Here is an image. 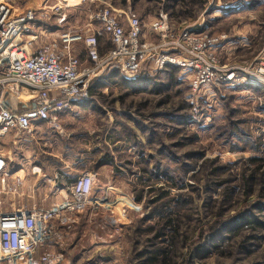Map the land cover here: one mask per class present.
Segmentation results:
<instances>
[{
  "label": "rangeland",
  "instance_id": "374dc122",
  "mask_svg": "<svg viewBox=\"0 0 264 264\" xmlns=\"http://www.w3.org/2000/svg\"><path fill=\"white\" fill-rule=\"evenodd\" d=\"M68 4L62 11L67 17L62 26L56 25L51 11H38V21L58 34L92 24L94 12L108 5L120 12L131 8L145 23L163 10L175 25L200 18L206 33L226 34L227 44L234 47L221 51L223 63L250 61L264 49V0H100L95 4L68 0ZM171 5L173 10L167 12ZM36 7L40 5L29 6ZM243 39L250 47L239 46ZM104 45L109 47L108 42ZM91 96L78 116L64 122L63 135L51 138L56 141L51 158L58 173L82 164L96 171L103 158L112 163L109 179L99 177L97 188L104 191L105 203L116 197V204L108 206L115 213L93 212L100 223L93 231L101 246L114 239L118 246L91 253L95 245L83 242L73 253L68 247L71 231L59 251L63 264H147V257L160 248L169 249L167 264H264V233L239 225L248 214H258L264 197H258L255 187L245 195L242 183L234 178L251 166V158L264 156L263 92L221 87L199 97L175 68L136 79L107 69L94 80ZM105 191L113 192V199ZM180 194L192 200L180 207L178 237L169 244L160 238L163 223L157 212L174 210L175 205L165 203ZM10 197L17 200V195ZM238 225L243 230L232 235ZM211 234L216 238L220 234V239L208 240ZM156 264L165 263L159 259Z\"/></svg>",
  "mask_w": 264,
  "mask_h": 264
},
{
  "label": "built area",
  "instance_id": "2783aa9c",
  "mask_svg": "<svg viewBox=\"0 0 264 264\" xmlns=\"http://www.w3.org/2000/svg\"><path fill=\"white\" fill-rule=\"evenodd\" d=\"M68 6V0H60L50 10L59 26L66 21L62 11ZM38 15L34 9L15 12L10 0L0 3V142L11 132L18 139L36 123H47L63 135L62 116L90 102L94 80L107 69L136 79L176 68L199 97L221 87L264 90V50L250 61L223 63L228 36L206 33L200 18L175 25L161 10L145 23L131 8L120 12L108 5L92 15L99 29L92 23L55 35L42 31L47 40L35 49L31 45L38 36L31 33ZM103 37L112 47L101 54ZM7 97L17 105L10 107ZM63 177L48 179L49 186L58 191ZM95 182L94 174L82 173L64 185L52 206L12 208L15 203L7 204V197L22 196L21 182L11 181L0 151V264H63L59 251L78 217L92 205Z\"/></svg>",
  "mask_w": 264,
  "mask_h": 264
},
{
  "label": "crops",
  "instance_id": "0c3cea01",
  "mask_svg": "<svg viewBox=\"0 0 264 264\" xmlns=\"http://www.w3.org/2000/svg\"><path fill=\"white\" fill-rule=\"evenodd\" d=\"M11 1H12V9L15 12H21L25 9H34L37 11H50L59 2V0H11ZM36 5H40V7L29 8V6H36ZM17 7H21V8L18 9ZM46 26L47 25L43 22L37 23L36 29H34L31 34L32 36H38V40L32 42L31 45L32 48L35 49L38 48L45 41L44 40L45 37L41 36L42 31L49 33V35L54 32ZM51 35H55V34H51ZM31 40L32 38L29 39L26 38L27 42ZM105 42H108L109 45L107 49L105 48L106 46L104 45ZM239 46L241 48L250 47L249 44H247V39H243L241 42H239ZM111 47L112 45L107 40V37H103L101 40L100 51L106 52ZM233 47H234V43L230 42L229 44H226L223 50L227 53L228 51H232ZM229 48H231V50ZM247 89L250 91V93L258 90L263 92L264 94V90L253 89V88H247ZM7 103L10 107L13 108L17 105L18 102L15 100H9L7 101ZM85 105L86 104L80 107L72 108L71 110L66 112L62 116L63 124L65 121H68L69 118L73 119V117L78 116L80 113L79 108L83 107L84 109ZM15 134L16 133L11 132L6 138H4L0 142V151L4 154V156L7 159L8 172L11 177V181L21 182V186L19 187V190L20 192H22V196H19L17 200L15 199L12 200V198L9 195L7 197L8 198L7 204H10V202L12 203L13 201L15 203V207L24 206L30 208L33 207L34 205H43L45 207H50L54 203H57L60 200L59 193L63 191L62 188L66 183L71 182L73 179H75L77 176L81 175L82 173H87V172L92 173L96 176V183L93 187L92 205L90 206L87 212H85L84 214L78 217L76 224L72 228V232L69 237L70 239H69L68 247L69 250H71V252L73 253L77 252L78 248L83 242H86V244L93 243L95 245V248L91 250V253L101 251V249L117 248L118 243L116 244L115 239L109 242L108 244H106V246H101L102 244H100L99 239L96 236L97 232L93 231L94 229H97V227L100 224L99 222L95 221V219H93L94 218L93 212L107 213V211L110 212L112 211V213H115L113 212V210H111L108 207L109 205L116 204V197L113 196L114 197L113 199L111 196L114 195V193L112 192V194H110L109 192L105 191V193H107L106 194L107 197L113 199L111 203H105L102 200V195L104 194V191L99 192V189L97 188L99 177L104 176L107 180L109 179V175L111 172L108 169L113 170L112 163L109 160L103 158V160L100 161V166L97 168L96 171L82 164L81 168L77 167L75 169H70L66 173H62V172L58 173V169L55 167L56 163L53 162L54 160H52L53 157L51 156V147H55L56 145V141H53L51 138H53L54 134L57 135V133L54 132L47 123L33 124L31 128V132L22 134L20 137H18V139L15 138ZM61 175L64 176L63 177L64 183L59 185V189L58 191H56V189H52L49 186L48 179H51L53 182H56L59 180L58 177ZM117 223L120 224L121 222L118 221ZM102 227H104V224ZM84 229L85 231H82Z\"/></svg>",
  "mask_w": 264,
  "mask_h": 264
},
{
  "label": "trees",
  "instance_id": "16d2710c",
  "mask_svg": "<svg viewBox=\"0 0 264 264\" xmlns=\"http://www.w3.org/2000/svg\"><path fill=\"white\" fill-rule=\"evenodd\" d=\"M172 4L174 5V2ZM169 10H173L172 5L166 6V11L169 12ZM175 70L178 71V69L176 68ZM248 163L251 166H248L242 171H240V173L235 174L234 178L242 183L241 186H243L245 189V195L248 196L252 187L253 188L255 187L257 188V190H259L258 197H264V156L253 157L248 161ZM227 167L230 168L229 166ZM164 196H166V194H163V197H157V200H155L153 203H156V201L159 202L164 198ZM167 196L169 195L167 194ZM184 196L185 195L180 194L178 197L168 198L169 203H165V204L172 203L176 207L174 210L173 209L171 210V208H167L171 210L170 213L164 214L157 212V218H159V221L163 223L162 226L163 232L160 233V238H164V240H166L169 244L173 243L175 239L178 237L179 225L177 221L180 219L179 212L182 209L180 207H182L183 205H188V203L192 200L191 198L189 197L185 198ZM255 212H257L258 214L253 213V214H248L247 217H243L242 224L239 225L245 226L244 228L246 230H250L252 232L259 231L264 233V221H262L260 218L263 217L264 219V203L260 204L259 210ZM239 225L237 226L235 232L231 231L232 235H237L241 230H243V227H240ZM220 234H217V236L219 235L218 238H216V234H211L208 240L215 242L216 240L220 239ZM157 236H159V234ZM213 247H216L215 243L213 244ZM168 253H169L168 248L158 249L153 255L151 254L150 256L147 257L148 259L147 264H156L158 263L159 259H162V262L167 264L166 260L168 259L167 257L169 256Z\"/></svg>",
  "mask_w": 264,
  "mask_h": 264
}]
</instances>
